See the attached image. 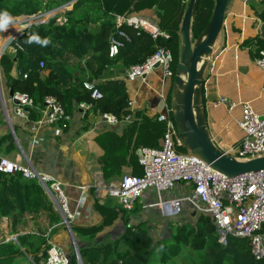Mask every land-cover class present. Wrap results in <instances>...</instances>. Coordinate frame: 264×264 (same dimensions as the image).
I'll return each instance as SVG.
<instances>
[{
    "label": "crops",
    "instance_id": "0c3cea01",
    "mask_svg": "<svg viewBox=\"0 0 264 264\" xmlns=\"http://www.w3.org/2000/svg\"><path fill=\"white\" fill-rule=\"evenodd\" d=\"M62 4L65 3L59 0L51 8ZM135 12L160 21L154 9ZM93 28L96 29L97 26ZM263 29L264 0H231L224 29L214 48L206 72L208 126L214 143L221 150L235 146L243 139V133L237 125L241 117V109L238 107L232 112L224 106L216 109L213 105L216 100L225 97L240 105L248 104L258 114H264L262 90L264 71L256 64L259 53L264 50ZM126 32L131 39L136 34L130 29ZM0 41L2 42V39ZM140 43L143 44L144 41ZM8 53L11 55L10 52ZM16 62L15 59V65H12L9 75L5 74V69L2 67L0 157L31 168L39 174L47 175L60 185L68 199L70 211L75 217L70 224L72 231L73 228L99 227L103 224L102 210L107 212L109 207L113 208L115 205L121 207L117 199L105 198L104 191L100 188L118 186L125 175L139 176L143 169L135 160L137 150L139 148L158 149L156 146L146 145L151 140V129L147 120H153L155 114L171 111L169 101L170 99L173 101L172 83L163 78L160 69L145 80L129 83L126 81V72L129 68L117 65L110 71L104 72L100 78H96L93 72L97 67L92 61L89 50L84 57L68 53L63 57L62 63L65 68L63 78L70 77V85H77L78 81H82L100 90L109 83H123L129 95V103H132L131 106L128 104L129 116L112 125L103 119L92 104L86 108H82L83 104H80L76 106L70 120L66 123L39 125L43 105H37L34 102L35 107L28 109L26 120L18 119L14 115L15 102L11 99L8 79L23 78L24 75H28L25 71L30 70V64L24 61ZM60 71L61 69H57V72ZM49 73L50 70L42 69L41 77L46 78ZM127 118L130 120L127 121ZM161 139L157 146L161 147ZM152 145H156V142H152ZM106 173L109 179H106L104 175ZM115 174L118 176L116 177ZM48 187L51 188V183ZM2 189L4 190V187H0V205L4 198ZM52 194L55 199V193L52 192ZM47 195L61 215L54 199L48 193ZM171 195L169 198H174L177 193L173 192ZM11 200L15 202L16 197L11 195ZM154 201H156V195H150L141 203H137L133 213L120 214L109 226L104 227L96 235L99 247L113 245L126 234L127 228L136 227V224H145L149 227L145 220L148 218L150 209L146 210L145 206ZM159 214V211L156 212V215ZM40 217V219L33 218L30 214H25L22 218L26 221V225L14 227L12 218L2 216L0 217V235L13 241L15 237L18 239L23 235H39L41 230L48 238V245L43 247L44 258L51 244L59 246L70 258L72 253L76 257L75 243L70 230L65 225L64 217L61 215V224L53 226L50 225L45 214ZM160 226H162L161 222H158V230L162 228ZM73 234L78 247L83 245L82 236L76 231H73ZM262 234L264 235V227ZM88 237L89 235L85 236V238ZM84 245L88 247L87 244ZM125 250L123 248V251ZM101 256L100 253L98 257ZM44 258L36 263L42 264ZM20 262L25 264L24 259L18 261ZM32 262L34 264V261ZM261 264H264V259Z\"/></svg>",
    "mask_w": 264,
    "mask_h": 264
},
{
    "label": "trees",
    "instance_id": "16d2710c",
    "mask_svg": "<svg viewBox=\"0 0 264 264\" xmlns=\"http://www.w3.org/2000/svg\"><path fill=\"white\" fill-rule=\"evenodd\" d=\"M57 1L59 0H0V13L7 12L12 17L36 16L50 9ZM61 1L67 3L71 0ZM188 2L189 0H80L69 13L68 25L58 26L56 20H51L46 24L33 27L29 36L25 35L17 40L23 51H19L17 57L6 54L1 60V66L12 67L16 59L17 62L24 61L30 64V70L25 71L28 74L27 79L9 78L8 86L14 93L28 95L37 105H44L47 97H55L63 105L68 116H72L76 106L92 104L101 115L112 114L122 120L129 116V95L123 83L106 84L101 90L99 89L103 98L93 100L91 93L84 88V82L78 81L77 85H70L71 78H63L65 74L62 63L64 55L72 53L84 57L89 50L92 54V61L97 67L93 74L96 78H100L104 72L110 71L118 64L114 62L128 65L127 68L145 62L157 47H165L171 52L176 50L180 53L178 32ZM214 6L215 0H200L192 27L194 42L207 28ZM152 9L159 16L161 27L170 33L171 39L155 41L147 34L138 35L136 33L131 42L126 43L120 56L117 59H111L108 40L114 28V15ZM93 26L97 28L94 29ZM142 41H144L143 44L140 43ZM6 43L7 39H3L0 43V54ZM42 60L45 63L43 69L50 70L46 78L41 77L40 63ZM57 69L61 71L57 72ZM147 122L151 129L150 143L152 144V140L158 136L154 133L158 123L149 119ZM107 162L108 159L106 164ZM142 174L143 171L139 176ZM104 175L106 179H109L107 173ZM0 187H4L0 217L12 218L14 227L26 225V221L22 218L25 214L39 219L42 214H45L52 226L62 223L60 213L37 179L27 180L20 174L0 175ZM11 195L16 197L15 202H12ZM109 208L107 212L102 210L103 224L99 227L73 228L74 232L82 236V244L88 245V247L85 245L79 247L84 264L262 263V261L254 260L246 240L230 238L226 246L221 245L218 242L216 227L209 218L203 216L199 217L195 223L169 225V236L158 240H155L145 224L129 227L126 234L113 245L107 244L101 248L96 235L120 214H126L117 205ZM39 232V235L19 236L17 241L0 242V264H18L19 260H27L29 256L38 261L44 258L45 249L43 250V247H46L48 238L46 233L41 230ZM87 235L89 237L85 238ZM123 248L126 250L123 251ZM100 253L102 256L98 257ZM71 258V264H78L74 253ZM34 264L38 263L34 260Z\"/></svg>",
    "mask_w": 264,
    "mask_h": 264
},
{
    "label": "built area",
    "instance_id": "2783aa9c",
    "mask_svg": "<svg viewBox=\"0 0 264 264\" xmlns=\"http://www.w3.org/2000/svg\"><path fill=\"white\" fill-rule=\"evenodd\" d=\"M58 5L36 16L11 17L10 22L0 29V40L7 39L1 51L3 55L11 53L17 57L23 51L17 40L22 36H29L35 26L56 20L58 26L69 23V13L76 2ZM1 14V13H0ZM133 30L138 35L147 34L155 41L170 40L171 35L165 31L157 18L143 13L131 11L123 15H114V28L109 37V57L117 59L131 37L126 32ZM15 30V31H14ZM173 62L172 52L165 47H157L145 62L132 65L126 72V81L134 83L145 80L156 70H161L167 81L174 78L171 72ZM257 66L264 71V50L256 59ZM159 65V69L156 66ZM41 68L45 63L41 62ZM2 66L0 65V87ZM24 75L23 79H27ZM84 88L91 93L93 100H101L103 94L94 85L84 83ZM264 92V85L262 87ZM14 115L26 120L28 109L35 107L34 101L25 94L13 93ZM131 106L132 103H129ZM214 108L226 107L229 112L238 107L241 117L237 125L243 133V139L235 146L222 150L227 155L241 161H248L264 157V114L260 115L248 104H237L222 97L216 100ZM83 104L81 107H89ZM39 125H56L70 120L63 105L55 97L45 99L41 110ZM109 124H116L117 119L112 114L102 115ZM127 121L130 118L126 119ZM153 120L162 125L163 135L159 149L139 148L137 157L143 169L141 176L125 175L118 186H103L104 197L117 199L126 213H133L137 201L145 200L150 195H156V201L148 203L145 209H157L164 218H169V224L195 223L201 216L211 220L218 232V242L226 246L230 238L246 240L249 243L251 255L256 262L264 259V172L244 174L230 179L213 170L206 163L182 153L185 149L172 111L155 114ZM20 174L27 180L37 179L43 184L51 183V191L59 204L61 215L71 224L75 217L70 211L68 199L63 194L58 183L47 175L39 174L31 168L16 164L7 158L0 157V175L13 176ZM190 188L189 196H184V189ZM178 192L176 197L169 198L171 193ZM164 194V195H163ZM178 218V221L176 220ZM189 218L190 220H185ZM65 225L67 227V222ZM166 223L163 225L165 227ZM166 226V227H167ZM42 264H71L72 259L56 244H51L46 251Z\"/></svg>",
    "mask_w": 264,
    "mask_h": 264
},
{
    "label": "water",
    "instance_id": "95a60500",
    "mask_svg": "<svg viewBox=\"0 0 264 264\" xmlns=\"http://www.w3.org/2000/svg\"><path fill=\"white\" fill-rule=\"evenodd\" d=\"M230 2L231 0H215L209 24L198 40L194 42L192 27L198 13L200 0H189L178 32L180 58L172 83L173 104L171 111L188 154L206 163L213 170L233 179L244 174L264 172V157L241 161L229 156L214 143L209 131L205 94L206 72L214 48L224 29ZM156 69H159V65L156 66ZM13 93L14 91L11 90V95ZM43 187L54 199L48 185L44 183ZM54 202L59 208L56 199ZM67 227L75 243L76 260L78 264H83L80 249L68 222ZM14 240L17 238L15 237Z\"/></svg>",
    "mask_w": 264,
    "mask_h": 264
},
{
    "label": "rangeland",
    "instance_id": "374dc122",
    "mask_svg": "<svg viewBox=\"0 0 264 264\" xmlns=\"http://www.w3.org/2000/svg\"><path fill=\"white\" fill-rule=\"evenodd\" d=\"M193 41H194V39H193ZM216 47V46H215ZM218 52V51H217ZM1 55V54H0ZM172 55H173V62H172V64H171V72L172 73H176V66H177V64H178V62H179V58H180V53L178 52V51H176V50H173L172 51ZM5 55H3L2 56V58L4 57ZM213 56V55H212ZM2 58H1V60H2ZM211 59H212V57H211ZM211 61V60H210ZM116 63H118V64H116ZM114 64H116L117 66H124L125 68H127V66L128 65H124L123 63H119V62H114ZM0 65H1V61H0ZM210 65V64H209ZM3 68L5 69L4 71H5V74H7V75H9V73L11 72V66H6V65H3ZM173 79L174 78H170V82L171 83H173ZM172 104H173V101L170 99V101H169V105L170 106H172ZM154 133H156L158 136L154 139V140H152V142H156V145H152L150 142H148L146 145H148V146H152V147H154V146H156L158 149L160 148V146H157L158 144H159V140L161 139V137H162V135H161V125L160 124H158V126H156V128H155V132ZM146 140V139H145ZM181 152L182 153H185V154H188V151L186 150V149H182L181 150ZM136 161H137V163L139 162L138 161V157L135 159ZM117 177V176H116ZM176 193H178V192H176ZM190 193H191V189L190 188H186V189H184V192H183V195L184 196H189L190 195ZM164 195V194H163ZM144 201V200H143ZM142 202V200L140 199L139 201H137L136 203H135V205L137 206V203H141ZM156 212L158 213V211L157 210H154V209H150L149 210V213L147 214V216H148V218H147V220H145V223H148V226H149V229H150V232H151V235L155 238V240H158V239H162V238H165V237H167L169 234H170V230H169V227L167 226V224H169L168 223V219L169 218H163L160 214L159 215H156ZM144 215H146V214H144ZM177 221H178V218L176 219ZM185 220H190L189 218H185ZM158 222H161V225L162 226H160V227H162L161 229H159L158 230V228H157V226H158ZM179 222V221H178ZM166 223V225H165V227L163 226L164 224ZM136 225H138V224H136ZM167 226V227H166ZM6 240H12V239H8V238H6V237H4L3 235H0V242H3V241H6ZM13 241H17V240H14L13 239ZM247 243H248V241H246ZM249 244V243H248ZM48 245V244H47ZM219 251V250H218ZM99 256V255H98ZM34 260L35 261H37L38 262V259H36V258H34ZM32 258H31V256H29V258H27V260H24V262L23 263H25V264H33V262L32 261H34ZM18 264H21V262L20 263H18Z\"/></svg>",
    "mask_w": 264,
    "mask_h": 264
},
{
    "label": "clouds",
    "instance_id": "9594fccd",
    "mask_svg": "<svg viewBox=\"0 0 264 264\" xmlns=\"http://www.w3.org/2000/svg\"><path fill=\"white\" fill-rule=\"evenodd\" d=\"M10 20L11 17L7 12L0 14V29H3L10 22ZM33 39H37V38L33 37Z\"/></svg>",
    "mask_w": 264,
    "mask_h": 264
},
{
    "label": "bare ground",
    "instance_id": "6f19581e",
    "mask_svg": "<svg viewBox=\"0 0 264 264\" xmlns=\"http://www.w3.org/2000/svg\"><path fill=\"white\" fill-rule=\"evenodd\" d=\"M4 39V38H3ZM3 39H2V41H3ZM0 43H1V41H0Z\"/></svg>",
    "mask_w": 264,
    "mask_h": 264
}]
</instances>
